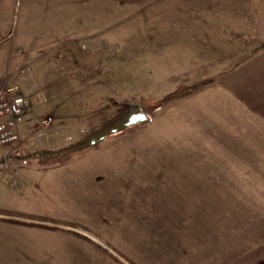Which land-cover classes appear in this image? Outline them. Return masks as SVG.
<instances>
[{
    "label": "rangeland",
    "instance_id": "1",
    "mask_svg": "<svg viewBox=\"0 0 264 264\" xmlns=\"http://www.w3.org/2000/svg\"><path fill=\"white\" fill-rule=\"evenodd\" d=\"M91 5L0 0V84L52 117L0 146V264H264V0Z\"/></svg>",
    "mask_w": 264,
    "mask_h": 264
},
{
    "label": "built area",
    "instance_id": "2",
    "mask_svg": "<svg viewBox=\"0 0 264 264\" xmlns=\"http://www.w3.org/2000/svg\"><path fill=\"white\" fill-rule=\"evenodd\" d=\"M30 101L18 86L0 84V146H12L20 141L23 127L35 128L34 118L30 117ZM50 116L39 119L40 126H48Z\"/></svg>",
    "mask_w": 264,
    "mask_h": 264
},
{
    "label": "crops",
    "instance_id": "3",
    "mask_svg": "<svg viewBox=\"0 0 264 264\" xmlns=\"http://www.w3.org/2000/svg\"><path fill=\"white\" fill-rule=\"evenodd\" d=\"M34 4L42 5V10L49 14L50 17L59 19H78L81 18L82 5L83 2H89L92 5L89 6L91 10L95 12H101L102 15L104 11L108 15V9H113L114 0H30ZM98 255V254H97ZM99 256V255H98ZM94 257V256H93ZM100 257V256H99Z\"/></svg>",
    "mask_w": 264,
    "mask_h": 264
},
{
    "label": "water",
    "instance_id": "4",
    "mask_svg": "<svg viewBox=\"0 0 264 264\" xmlns=\"http://www.w3.org/2000/svg\"><path fill=\"white\" fill-rule=\"evenodd\" d=\"M136 110H138L137 113L130 114L126 122H124V125L126 127H131L133 125L144 123L148 120V115L143 111L141 107H137ZM110 129V132L115 133L117 130L116 128H108L102 132L96 133L95 135L91 136L86 140V142L80 146H77V148H72L70 150H63V151H52V152H46V153H40L38 156L41 158H48V157H60L62 155L67 154V152L79 150L85 147H92L97 145L99 142L105 140L108 135V130Z\"/></svg>",
    "mask_w": 264,
    "mask_h": 264
},
{
    "label": "trees",
    "instance_id": "5",
    "mask_svg": "<svg viewBox=\"0 0 264 264\" xmlns=\"http://www.w3.org/2000/svg\"><path fill=\"white\" fill-rule=\"evenodd\" d=\"M132 127V126H131ZM112 128H116V132L115 133H118V132H120V131H122V130H124V129H126V128H129V127H126L125 125H124V123H121L119 126H113ZM109 132H108V135H110V134H112L113 132H110V129L108 130Z\"/></svg>",
    "mask_w": 264,
    "mask_h": 264
},
{
    "label": "flooded vegetation",
    "instance_id": "6",
    "mask_svg": "<svg viewBox=\"0 0 264 264\" xmlns=\"http://www.w3.org/2000/svg\"><path fill=\"white\" fill-rule=\"evenodd\" d=\"M137 112H138V110H136V109L133 110V113H137ZM133 113H132V114H133Z\"/></svg>",
    "mask_w": 264,
    "mask_h": 264
}]
</instances>
